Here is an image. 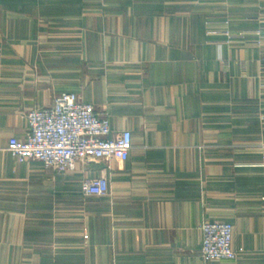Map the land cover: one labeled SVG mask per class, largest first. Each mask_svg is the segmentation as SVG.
<instances>
[{"label":"crops","instance_id":"1","mask_svg":"<svg viewBox=\"0 0 264 264\" xmlns=\"http://www.w3.org/2000/svg\"><path fill=\"white\" fill-rule=\"evenodd\" d=\"M66 92L132 133L127 160L9 152ZM217 220L236 261L200 254ZM0 264H264V0H0Z\"/></svg>","mask_w":264,"mask_h":264},{"label":"built area","instance_id":"2","mask_svg":"<svg viewBox=\"0 0 264 264\" xmlns=\"http://www.w3.org/2000/svg\"><path fill=\"white\" fill-rule=\"evenodd\" d=\"M28 132L25 139L11 137L8 150L20 160L41 162L59 173L72 174L79 165L110 159L127 160L133 149L128 130L113 133L110 117L97 112L74 92L58 96L51 107H36L26 114ZM86 196L110 193L107 176L87 177L82 184ZM200 254L211 261H236L233 248L234 227L226 221H204ZM89 238L88 234L84 235Z\"/></svg>","mask_w":264,"mask_h":264}]
</instances>
